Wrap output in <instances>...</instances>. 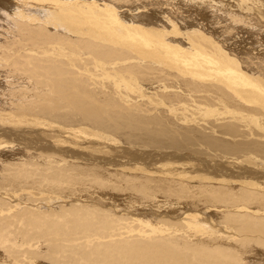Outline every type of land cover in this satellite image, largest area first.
I'll return each instance as SVG.
<instances>
[{
    "label": "bare ground",
    "instance_id": "6f19581e",
    "mask_svg": "<svg viewBox=\"0 0 264 264\" xmlns=\"http://www.w3.org/2000/svg\"><path fill=\"white\" fill-rule=\"evenodd\" d=\"M158 1L0 0V264H264V0Z\"/></svg>",
    "mask_w": 264,
    "mask_h": 264
},
{
    "label": "rangeland",
    "instance_id": "374dc122",
    "mask_svg": "<svg viewBox=\"0 0 264 264\" xmlns=\"http://www.w3.org/2000/svg\"><path fill=\"white\" fill-rule=\"evenodd\" d=\"M157 1H158V0H157ZM160 1H161V0H160ZM165 1H166V3L164 2V0H162V2H163L164 4H166L167 6L169 5V3L177 5L176 3H173L174 1L171 2L172 0H170L169 3L167 2V0H165ZM168 1H169V0H168ZM158 2H159V1H158ZM171 4H170V5H171ZM166 5H163V4L161 3V4H159V6H156V8H153V10H155V12H159V10H160L159 13H161L162 11L165 10L164 8H169L170 5H169L168 7H166ZM158 7H159V8H158ZM170 7H172V6H170ZM157 10H158V11H157ZM206 10H208V9L205 8V12H206ZM153 12H154V11H153ZM159 13H158V14H159ZM154 15H157V14H155V13L152 14L153 17H155ZM214 22H215V23H214ZM214 22H213V21H211V22H210V21H207V24H204V23H206L205 21H203V22L200 21V23H202V24H199V26L202 25L201 27H209V25L212 26V24H213V26H214V25L218 26V27L214 26V29H215V30H218L219 27L221 28V26H222L223 29H224V27L226 28V27L229 25V24H227V22H226L225 25H226V24H227V25L224 26L223 23H224L225 21H224V22H223V21H221V22H220V21H214ZM216 22H217V24H216ZM222 22H223V23H222ZM208 23H211V24H208ZM218 23H222V25H220V24L218 25ZM203 25H205V26H203ZM213 26H212V28H213ZM215 27H216V28H215ZM232 28L235 29V31L233 30L234 32H232V34L234 33V35H229V34H231V33H229V34L226 33V36H225V32H222V33L220 32V30L223 31V29H219V32L216 31V32H217V35H216L215 30L212 29V31H213V32H212V35L218 38V37L222 36V34H223L224 36H222V38H224V39H228L229 42L231 41L230 43H233V42L236 43V42H237L236 44H238V45H240V44H241V46L246 45V46H244V47H249L250 45H251V46L253 45L252 47H256L257 45H259V43H261V44L264 45V35L258 36V34L255 33V32L253 31V36L255 37V36L257 35L256 37H258V38H256V37L253 38L252 35H250V37H249V32H250V34H252V31H251V30L248 32V30H247L246 28L242 29L241 26H239L240 29H239L237 26H235V27L233 26ZM237 28H238V29H237ZM236 30H237V31L240 30V31L237 32V34H236ZM241 31H242V33L244 34V35H242V36H240V35L242 34V33H240ZM245 31H247L248 34H247V32H245ZM213 33H215V34H213ZM238 33H239V34H238ZM245 33H246L247 35H246ZM254 33H255V35H254ZM235 34H236L237 36H236ZM227 35H228L229 37H228ZM230 36H231V37H230ZM243 36H245V37H243ZM247 36H248L249 38H252V39H248ZM225 37H226V38H225ZM227 37H228V38H227ZM232 37H234L235 39H233ZM236 37H237V38H236ZM239 37H240V38H239ZM220 38H221V37H220ZM238 38H239V39H238ZM229 39H230V40H229ZM246 39H247V41H246ZM254 39H255V40H254ZM220 40H222V39H220ZM237 40H238V41H237ZM248 40H251L253 44L250 43V41H248ZM257 40H258V41H257ZM240 41H241V42H240ZM246 42H247V43H246ZM248 42L250 43V45H249ZM254 42H255V43H254ZM257 42H258V44L256 45ZM239 43H240V44H239ZM67 128H76V127H65V129H67ZM80 136H81V135H80ZM86 136L89 137V138H91V139H95V138H96L94 135H91V134H86ZM86 136H81V137H85V138H87ZM61 137H62V136H61ZM85 138H84V139H85ZM104 141H105V140H104ZM107 143H113V142H107ZM64 149H65V148H63L62 151H64V152H65V155L68 156V152L66 151V149H65V150H64ZM57 151H58V150H57ZM64 152H62V153H60V154H61V155H64ZM76 157H78V154H77ZM40 198H41V197H40ZM119 203H120V202H119Z\"/></svg>",
    "mask_w": 264,
    "mask_h": 264
}]
</instances>
